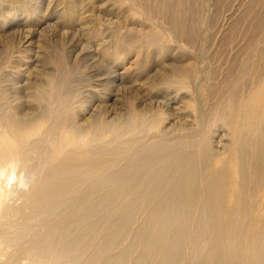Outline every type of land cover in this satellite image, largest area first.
I'll return each instance as SVG.
<instances>
[{
	"label": "bare ground",
	"instance_id": "6f19581e",
	"mask_svg": "<svg viewBox=\"0 0 264 264\" xmlns=\"http://www.w3.org/2000/svg\"><path fill=\"white\" fill-rule=\"evenodd\" d=\"M252 43L256 60L236 65L250 83L182 81L181 118L177 96L109 122L66 87L34 92L44 103L25 113L0 103V264H264V53Z\"/></svg>",
	"mask_w": 264,
	"mask_h": 264
},
{
	"label": "rangeland",
	"instance_id": "374dc122",
	"mask_svg": "<svg viewBox=\"0 0 264 264\" xmlns=\"http://www.w3.org/2000/svg\"><path fill=\"white\" fill-rule=\"evenodd\" d=\"M251 42L264 53V0H0V103L29 112L66 87L109 122L177 96L181 118L182 81L250 83L236 65Z\"/></svg>",
	"mask_w": 264,
	"mask_h": 264
}]
</instances>
